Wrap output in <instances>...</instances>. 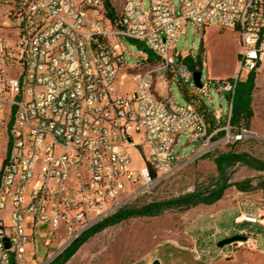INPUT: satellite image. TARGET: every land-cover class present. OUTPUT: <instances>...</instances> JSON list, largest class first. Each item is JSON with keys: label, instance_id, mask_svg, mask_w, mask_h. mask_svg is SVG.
Masks as SVG:
<instances>
[{"label": "built area", "instance_id": "1", "mask_svg": "<svg viewBox=\"0 0 264 264\" xmlns=\"http://www.w3.org/2000/svg\"><path fill=\"white\" fill-rule=\"evenodd\" d=\"M124 0L108 16L103 0H0V264H51L86 231L116 213L209 146L207 125L191 104L156 95L157 71L191 88L193 71L176 58L189 26L234 30L237 73L216 82L229 95L264 67V0ZM125 40L141 44L125 62ZM161 83L164 89L170 85ZM209 79L196 89L209 91ZM216 124L222 120L214 112ZM202 145L173 154L182 134ZM242 140L243 133L230 137ZM137 149L141 165L131 150ZM241 214L234 223H259ZM246 241L218 249L230 258ZM233 236V235H232ZM227 238V237H225ZM9 247H6V245Z\"/></svg>", "mask_w": 264, "mask_h": 264}, {"label": "rangeland", "instance_id": "2", "mask_svg": "<svg viewBox=\"0 0 264 264\" xmlns=\"http://www.w3.org/2000/svg\"><path fill=\"white\" fill-rule=\"evenodd\" d=\"M124 0H110L114 15L122 11ZM178 11L177 0H173ZM149 0H144L148 9ZM127 52L125 62L129 65H143L139 57L141 44L125 40ZM176 58L187 53L184 63L190 70L201 73V84L209 79L207 95L201 94L191 81V88L180 78L171 79L165 71H157L156 95L163 100L171 95L178 104L191 103L202 115L207 125L209 146L197 157L174 174L156 184L149 192L131 201L127 207L143 205L175 198L193 191H202L216 180L218 173L214 159L227 152L246 153L264 162V67L254 72V88L251 92L252 116L247 128L241 127L245 137L233 141L227 137L235 135L236 128L227 126L226 113L229 110V95L219 94L216 82L235 77L238 68L239 44L236 31L214 27L193 28L189 26L180 35L175 45ZM151 56L150 61H155ZM151 66V65H150ZM150 66L135 70L143 71ZM171 82L164 89L161 83ZM220 110L222 120L215 123L214 112ZM224 131V134L221 132ZM202 141L188 142V134H182L173 154L182 158L190 154ZM137 165H141L139 150L130 151ZM3 153H0V158ZM229 182L244 188H228L222 198L213 205H198L186 211L167 210L153 217L130 218L119 224L106 227L100 232L89 234L78 248L65 260L70 245L53 264H264V249L259 238V223L235 224V218L245 214L254 218L264 214V172L237 163L227 169ZM264 217H260V220ZM262 226V225H260ZM246 230L258 243L257 248L243 247L230 258L218 255L217 242L230 237L236 231ZM255 236V237H254Z\"/></svg>", "mask_w": 264, "mask_h": 264}, {"label": "trees", "instance_id": "3", "mask_svg": "<svg viewBox=\"0 0 264 264\" xmlns=\"http://www.w3.org/2000/svg\"><path fill=\"white\" fill-rule=\"evenodd\" d=\"M103 1L108 11V16L113 17L114 9L111 6L110 0ZM150 58L151 55H149L148 59L150 60ZM152 64L153 62L151 61L144 62L142 67H140L139 69L150 66ZM253 88L254 72L249 73L245 79L237 83L232 99L231 118L229 120V125L236 128V134L242 132V126L247 128L250 124V118L252 116L250 101ZM221 133L224 134V131ZM214 162L216 165L218 176L213 184H211L204 190L193 191L191 193H187L175 198L152 202L141 207H127V205L124 206L110 217L104 219L102 222L90 228L77 241H75L72 244L73 246L69 248L68 253L65 256V260H67L70 255H72V253L78 248L80 243L84 241V238H86L87 235L100 232L106 227L119 224L122 221L130 218L157 216L167 210L186 211L198 205H213L214 203L219 201L222 198L224 192L232 186L236 187L239 191H244V188L240 186V183L233 184L229 182L230 174L227 172V169L237 163H241L245 166L264 172V162L252 158L246 153H234L230 151L217 156L214 159Z\"/></svg>", "mask_w": 264, "mask_h": 264}, {"label": "water", "instance_id": "4", "mask_svg": "<svg viewBox=\"0 0 264 264\" xmlns=\"http://www.w3.org/2000/svg\"><path fill=\"white\" fill-rule=\"evenodd\" d=\"M193 84L197 87V88H201V73L199 71H194L193 72ZM246 237L245 236H241V235H233L227 238H223L221 240H219L217 242V247L221 248L225 245H228L230 243L236 242V241H246ZM6 247H9V245L7 244ZM151 264H159V262L157 260H154Z\"/></svg>", "mask_w": 264, "mask_h": 264}, {"label": "crops", "instance_id": "5", "mask_svg": "<svg viewBox=\"0 0 264 264\" xmlns=\"http://www.w3.org/2000/svg\"><path fill=\"white\" fill-rule=\"evenodd\" d=\"M254 226H257L259 229H260V234L256 235L258 236L259 238L262 239V245L264 246V226H260V225H254ZM255 237V236H254ZM250 242L254 245L255 249H258L257 248V245L258 243L255 241V239L253 238V235H251L250 237ZM261 252L264 253V249L263 250H260Z\"/></svg>", "mask_w": 264, "mask_h": 264}, {"label": "bare ground", "instance_id": "6", "mask_svg": "<svg viewBox=\"0 0 264 264\" xmlns=\"http://www.w3.org/2000/svg\"><path fill=\"white\" fill-rule=\"evenodd\" d=\"M240 218V217H239Z\"/></svg>", "mask_w": 264, "mask_h": 264}]
</instances>
